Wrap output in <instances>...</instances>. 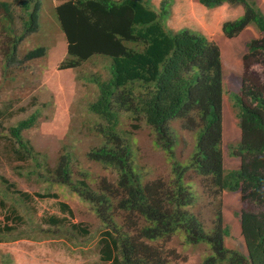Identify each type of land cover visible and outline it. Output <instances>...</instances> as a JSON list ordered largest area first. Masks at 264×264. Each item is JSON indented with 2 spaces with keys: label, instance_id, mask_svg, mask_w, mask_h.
Returning <instances> with one entry per match:
<instances>
[{
  "label": "trees",
  "instance_id": "obj_1",
  "mask_svg": "<svg viewBox=\"0 0 264 264\" xmlns=\"http://www.w3.org/2000/svg\"><path fill=\"white\" fill-rule=\"evenodd\" d=\"M172 1L65 0L55 7L66 49L60 69L78 68L95 55L112 61L111 70L105 67L110 73L108 79H91L98 96L86 105L89 122L93 123L86 129L94 130L100 138L87 159L109 171L110 178H102L96 189L90 186L87 174L76 181L70 179L69 154L57 171L46 169L40 178L48 182L53 172L63 175L60 186L71 188L80 201L92 206L100 223L96 248L103 264H171L165 243L177 233L186 244L208 245L211 254L202 264H264V86L246 79L248 84L242 83L237 93H229L237 105L235 116L242 141L229 145L227 153L239 157L241 165L238 170L225 172L221 50L201 33L169 26L167 22H180L176 20L180 12L170 9ZM196 1L204 11L223 4L240 6L243 14L225 22L221 31L232 39L253 26L260 37L246 44L243 70H251L254 62L249 58L253 56L259 55L264 63V14L256 0ZM30 8L27 0L0 1L1 29L12 34L15 10L19 9L23 28L33 30L36 15L29 12ZM19 38L3 54V71L16 61ZM25 51L20 62L44 56L43 47ZM38 114L35 110L9 127L12 141L6 147L13 160L23 164L37 160L39 154L22 133L34 126ZM120 115L134 120L137 128L140 124L150 128L153 145L165 155L166 175L146 177L135 143L120 128ZM174 122L179 124L177 129L172 126ZM182 132L192 137V147L185 157L178 155L179 147H187ZM18 167L19 176H29L37 169L34 166L27 172ZM0 184L16 204L24 205L30 197L25 192L13 193V185L3 176ZM223 192L241 194L243 207L238 219L246 254L224 246L230 228L223 224L221 209L216 208ZM46 193L37 195L57 196L49 194L48 189ZM203 196L212 199L215 213L207 228L199 210ZM244 201L256 209H247ZM58 206L65 216H44L37 226L34 224L32 234L73 239L91 235L82 224L67 221V216L72 217L67 204L60 202ZM4 212L7 214L3 218L12 219V224L0 219V243L26 236L16 227L28 220L8 204L6 195L0 196V216Z\"/></svg>",
  "mask_w": 264,
  "mask_h": 264
},
{
  "label": "rangeland",
  "instance_id": "obj_2",
  "mask_svg": "<svg viewBox=\"0 0 264 264\" xmlns=\"http://www.w3.org/2000/svg\"><path fill=\"white\" fill-rule=\"evenodd\" d=\"M27 1H30L29 12L34 11L36 15L33 30L23 28L24 17L19 9L15 10L12 23L14 31L11 35L1 29L2 21H0V176L13 185L11 189L13 193L20 191L30 196L24 205L16 204L8 194L4 193L5 188L0 184V196L6 195L8 204H13L18 213L28 220V223L16 227V230L26 236L15 241L0 243V264H103L99 260L96 248L100 223L92 206L80 201L71 188L60 186L64 180L63 175L53 172L48 182L43 181L40 176H44L46 169L57 171L59 164L66 162L65 155L69 154L70 179L76 181L87 174V181L93 189H96L102 178H110L109 171L87 159L90 150L100 144V138L94 130L86 129V126L93 127V123L88 119L90 115L87 113L86 105L92 103L98 96L97 87L91 79H108L110 73L105 67L109 66L111 70L112 61L109 57L95 55L90 58L91 61L82 63L78 68L60 69V62L66 57V49L64 37L55 17V7L65 0ZM160 1L155 0V3L159 4ZM256 1L264 14V0ZM170 9L180 12V16L176 18L180 22L176 21L173 27H185L201 33L216 44L221 43V58L225 65L229 62H240L234 67L227 66L228 74L223 79L226 86L223 93L224 98L227 99L226 106L235 116L237 108H234L229 93L234 92L233 89L238 90L242 83H246V79L254 80L264 86L263 59L259 55L249 58L250 62H254L250 71L246 69L244 71L241 63L246 44L260 37L258 31L253 26H249L235 38L224 37L221 31L222 25L236 20L243 14L240 6L225 4L204 11L196 0H173ZM14 34L16 35L13 36ZM20 36L23 37L20 39ZM17 37L19 42L16 61L10 63L8 69L3 71V54L10 51L11 43ZM38 47L44 48L43 57L31 62H20L26 53L25 49L33 50ZM35 110L39 111L35 124L25 130L22 136L39 156H36L37 160L23 164L13 160L7 153L6 146L12 141L9 127ZM119 121L120 128L128 132L135 143L138 161L146 177L154 179L166 175L165 155L153 145L150 128L143 124L137 128V123L126 115H120ZM172 126L177 129L179 124L174 122ZM182 138L187 147H179L178 155L185 157L192 147V137L187 132H182ZM18 166L26 169L27 172L33 170L34 166L37 169L29 176H19ZM47 189L49 194H57V196L38 197L37 194L41 196L47 194ZM200 190L199 187L198 191ZM211 200L203 196L202 201L199 202V210L206 222L205 228L210 227L214 220L215 213L210 205ZM60 202L67 204L72 211V217L67 216V221L82 224L89 229L91 235L73 239L32 234V227L34 224L37 226L44 216L51 214L65 216L59 211ZM247 202L244 201L247 209H256ZM216 208H220L222 212L221 197ZM240 211L241 209L238 208L237 212ZM6 214L4 212L0 219L3 223L11 225L12 219L3 218ZM232 215L235 217L236 212ZM223 224L230 228L229 236L224 239V246L246 254L240 225L229 220L225 221L224 218ZM43 228L45 229L46 226ZM164 250L171 254L169 259L171 264H202L211 254L208 245L186 244L183 236L178 233L166 241Z\"/></svg>",
  "mask_w": 264,
  "mask_h": 264
},
{
  "label": "crops",
  "instance_id": "obj_3",
  "mask_svg": "<svg viewBox=\"0 0 264 264\" xmlns=\"http://www.w3.org/2000/svg\"><path fill=\"white\" fill-rule=\"evenodd\" d=\"M169 26L173 27L171 25V22H167ZM174 29H178L177 27ZM221 46V43H219ZM240 62H229L228 65H225L223 63V75L225 79V75L228 74V68L229 67H234L238 65ZM225 83L223 82V88H225ZM233 93H237L239 91L233 89ZM233 106L234 108H237L236 105H234V100ZM227 104V99L226 97L222 101V115H221V120H222V144H223V169L225 172L227 171H232V170H238L241 165V159L236 156H231L229 153H227V147L231 144L238 143L242 141V131L241 128L239 127L238 119L236 116L232 115V112L229 111L228 107L226 106ZM222 199H223V218L226 220H229L232 223H238L239 220L238 218L233 217V213H237L238 208L242 209L243 203L241 202V194L239 192L231 193V192H223L222 194Z\"/></svg>",
  "mask_w": 264,
  "mask_h": 264
},
{
  "label": "clouds",
  "instance_id": "obj_4",
  "mask_svg": "<svg viewBox=\"0 0 264 264\" xmlns=\"http://www.w3.org/2000/svg\"><path fill=\"white\" fill-rule=\"evenodd\" d=\"M197 2V1H196ZM198 3V2H197ZM199 4V3H198ZM200 5V4H199ZM223 5H225V4H223ZM228 5V4H227ZM222 6V5H221ZM220 7V6H219ZM215 9V8H214ZM213 10V9H212ZM182 28H185V27H180V28H178V29H182ZM177 29V30H178ZM188 29V28H187ZM225 37V36H224ZM226 38V37H225ZM235 38V37H234ZM228 39V38H227ZM218 46L220 47V45L218 44ZM220 50H221V47H220ZM222 59V58H221ZM242 63V62H241ZM222 65H223V62H222ZM242 69H243V64H242ZM223 79H224V75H223ZM223 93H225V90H224V88H223ZM221 115H222V113H221ZM221 122H222V120H221ZM221 198H222V196H221ZM222 217H223V209H222ZM236 216H237V218H238V212L236 213ZM239 220V219H238ZM240 225V224H239ZM241 229V228H240ZM224 239H225V237H224Z\"/></svg>",
  "mask_w": 264,
  "mask_h": 264
}]
</instances>
